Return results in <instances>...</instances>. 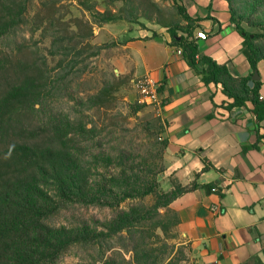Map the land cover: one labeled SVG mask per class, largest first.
Here are the masks:
<instances>
[{
  "label": "trees",
  "instance_id": "1",
  "mask_svg": "<svg viewBox=\"0 0 264 264\" xmlns=\"http://www.w3.org/2000/svg\"><path fill=\"white\" fill-rule=\"evenodd\" d=\"M28 1L0 0V38L19 28ZM83 1L81 3H85ZM131 1L112 0V6L116 7V11H112L102 0L106 6L102 11H94V20L87 23L88 35L92 34L94 23L121 18L135 20L126 11ZM150 2L156 9L157 22L164 24L157 3ZM227 2L230 23L243 37L240 51L254 70L257 63L264 60V0ZM177 7L185 23L171 20L164 25L170 35L169 44L181 49L191 70L206 85L220 84L222 92L231 99L224 105L226 109L251 104L256 141L243 150L258 147L264 137V98L259 94L261 82L255 80L250 86V75L234 76L225 63L200 53L193 38V28L200 19L190 17L182 5ZM59 48L58 52L66 53L64 47L60 45ZM7 58L0 54V264H59V256L70 246L112 237L117 238L122 248L132 251V259L124 264H171V259L164 262V258L160 259L147 249L140 226L170 214L172 225L176 227L179 217L170 204L183 192L195 188L196 183L182 185L173 178L170 189L155 190V183L141 182L143 179L135 173L133 159L125 149L112 155L99 145L100 149L92 155L93 162L89 163L86 159L89 147L78 139L86 138L93 129L69 117L34 123L31 118L39 109L35 105H42L47 96L48 81L32 61L16 59L12 62ZM106 97L102 88L88 97V105L99 106ZM160 144L165 151L167 140L162 139ZM203 162V170L211 167L205 158ZM99 165H112L115 170L102 173ZM150 192L156 193L154 205L137 203L128 208L120 207L125 199L142 197ZM70 203L108 206L115 211L100 228L91 227L87 222L56 226L47 221ZM159 209H164L163 214ZM157 222L152 230H164L163 218ZM102 264L119 263L109 259Z\"/></svg>",
  "mask_w": 264,
  "mask_h": 264
},
{
  "label": "crops",
  "instance_id": "2",
  "mask_svg": "<svg viewBox=\"0 0 264 264\" xmlns=\"http://www.w3.org/2000/svg\"><path fill=\"white\" fill-rule=\"evenodd\" d=\"M172 3L200 19L193 28V38L199 30L205 31L207 38H194L199 52L225 63L234 76L250 75V86L259 80V94L264 98V60L251 69L240 51L243 37L230 23L227 0ZM110 8L116 11V7ZM155 14L154 8L153 14L144 17L146 21L121 18L95 23L93 29L98 44L115 41L120 51L115 62L122 71L135 77L147 75L158 86L161 138L167 140L165 172L182 185L196 183L170 204L179 217L175 228L183 237L185 261L264 264V137L258 147L243 150L256 141L252 106L247 103L226 109L224 105L231 99L220 84L206 85L182 53L169 44L164 25L172 18L160 24ZM174 20L185 23L181 17ZM203 158L211 164L207 170H203Z\"/></svg>",
  "mask_w": 264,
  "mask_h": 264
},
{
  "label": "rangeland",
  "instance_id": "3",
  "mask_svg": "<svg viewBox=\"0 0 264 264\" xmlns=\"http://www.w3.org/2000/svg\"><path fill=\"white\" fill-rule=\"evenodd\" d=\"M81 1L29 0L19 28L0 38V54L12 62L16 59L32 61L48 81L47 96L42 105H35L39 109L31 118L34 123L53 121L58 117L81 122L86 128L93 129L86 138L78 139L89 147L86 155L89 163L93 162L92 155L100 149L99 145L112 155L125 149L133 159L135 173L143 179L141 182L155 183V190L166 191L174 177L165 172L164 150L160 146L163 123L158 111L153 105L136 102L132 86L135 76L122 71L116 64L115 57L120 51L115 41L98 44L93 28L92 34L88 35L87 23L94 20V11L106 5L111 7L113 2L120 5L121 1L104 0L106 5L101 3L102 0ZM150 1L132 0L126 6L128 15L146 21L144 17L153 14L154 10ZM156 1L161 7L162 19L181 17L172 0ZM92 25L94 27L95 23ZM60 45L66 53L58 52ZM102 88L107 93L106 99H102L99 106H89L88 97ZM98 169L102 173L115 170L112 165H99ZM155 200L156 193L150 192L142 197L125 199L120 207L128 208L137 203L151 206ZM159 210L163 214L164 209ZM114 211L108 206L70 203L47 221L56 226L87 222L91 227L100 228ZM162 218L164 230H152L153 224ZM162 218L140 226L144 235L142 241L153 255L164 258V262L171 259V264H187L183 237L172 225V216L167 214ZM109 259L124 264L132 259V251L122 248L117 238L112 237L101 242L74 244L61 253L58 263L102 264Z\"/></svg>",
  "mask_w": 264,
  "mask_h": 264
},
{
  "label": "built area",
  "instance_id": "4",
  "mask_svg": "<svg viewBox=\"0 0 264 264\" xmlns=\"http://www.w3.org/2000/svg\"><path fill=\"white\" fill-rule=\"evenodd\" d=\"M194 38L204 40L207 38V33L203 30H199ZM176 52L182 53L180 48H177ZM132 86L136 93L137 103L153 105L158 111L160 110L162 106V100L159 95V89L157 84L149 76L144 75L133 78Z\"/></svg>",
  "mask_w": 264,
  "mask_h": 264
},
{
  "label": "water",
  "instance_id": "5",
  "mask_svg": "<svg viewBox=\"0 0 264 264\" xmlns=\"http://www.w3.org/2000/svg\"><path fill=\"white\" fill-rule=\"evenodd\" d=\"M204 188H205L207 191H209V189H208V186H207V185H204Z\"/></svg>",
  "mask_w": 264,
  "mask_h": 264
}]
</instances>
